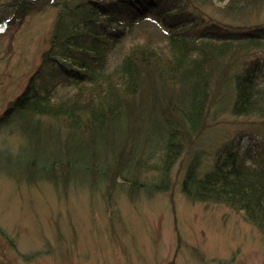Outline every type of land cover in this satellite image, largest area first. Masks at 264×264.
Masks as SVG:
<instances>
[{"label": "trees", "instance_id": "1", "mask_svg": "<svg viewBox=\"0 0 264 264\" xmlns=\"http://www.w3.org/2000/svg\"><path fill=\"white\" fill-rule=\"evenodd\" d=\"M213 1L50 0L58 13L49 48L0 115V130L26 144L0 154L5 171L55 187L101 186L112 207L120 187L131 200L170 190L212 105L263 116L264 0H226L209 14ZM41 4L11 0L0 14L19 20ZM150 25L155 33L136 38ZM200 165L196 154L185 169V197L243 213L264 237V149L230 139L208 169Z\"/></svg>", "mask_w": 264, "mask_h": 264}, {"label": "rangeland", "instance_id": "2", "mask_svg": "<svg viewBox=\"0 0 264 264\" xmlns=\"http://www.w3.org/2000/svg\"><path fill=\"white\" fill-rule=\"evenodd\" d=\"M225 2L205 10L217 14ZM41 3L23 19L0 14V115L49 48L58 9L50 0ZM153 27L136 29V38L155 33ZM228 106L210 107L202 133L187 141L172 169L170 190L131 200L120 187L112 207L101 186L11 177L0 156V264H264V237L243 213L222 203H193L181 190L196 154L206 170L230 139H240L243 149H264V115L234 117ZM25 145L13 129L0 130V154L16 155Z\"/></svg>", "mask_w": 264, "mask_h": 264}]
</instances>
